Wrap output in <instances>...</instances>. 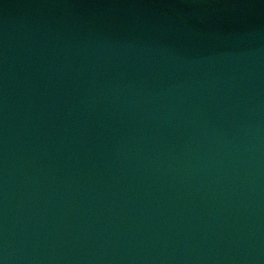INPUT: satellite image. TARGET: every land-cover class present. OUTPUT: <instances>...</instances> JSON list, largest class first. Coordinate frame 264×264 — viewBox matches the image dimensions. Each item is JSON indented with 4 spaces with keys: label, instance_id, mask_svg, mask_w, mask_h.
I'll use <instances>...</instances> for the list:
<instances>
[{
    "label": "water",
    "instance_id": "water-1",
    "mask_svg": "<svg viewBox=\"0 0 264 264\" xmlns=\"http://www.w3.org/2000/svg\"><path fill=\"white\" fill-rule=\"evenodd\" d=\"M3 264H264V0H0Z\"/></svg>",
    "mask_w": 264,
    "mask_h": 264
},
{
    "label": "clouds",
    "instance_id": "clouds-1",
    "mask_svg": "<svg viewBox=\"0 0 264 264\" xmlns=\"http://www.w3.org/2000/svg\"><path fill=\"white\" fill-rule=\"evenodd\" d=\"M0 264H3V262H2V261H0Z\"/></svg>",
    "mask_w": 264,
    "mask_h": 264
}]
</instances>
